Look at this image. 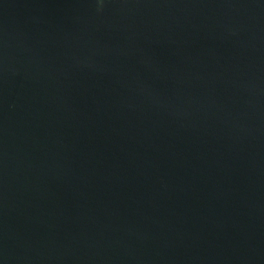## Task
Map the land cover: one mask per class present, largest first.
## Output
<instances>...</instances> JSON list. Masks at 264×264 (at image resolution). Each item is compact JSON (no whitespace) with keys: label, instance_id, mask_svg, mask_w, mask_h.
<instances>
[{"label":"water","instance_id":"1","mask_svg":"<svg viewBox=\"0 0 264 264\" xmlns=\"http://www.w3.org/2000/svg\"><path fill=\"white\" fill-rule=\"evenodd\" d=\"M0 264H264V0H0Z\"/></svg>","mask_w":264,"mask_h":264}]
</instances>
